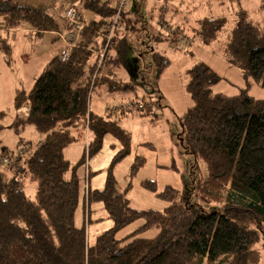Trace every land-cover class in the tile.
Returning a JSON list of instances; mask_svg holds the SVG:
<instances>
[{"label":"trees","instance_id":"obj_1","mask_svg":"<svg viewBox=\"0 0 264 264\" xmlns=\"http://www.w3.org/2000/svg\"><path fill=\"white\" fill-rule=\"evenodd\" d=\"M77 3L79 7L67 5L77 8L84 24L77 44L68 47L65 61L59 53L52 57L30 90L18 91L14 97L16 105L26 102L24 122L43 137L36 143L25 142L20 148L26 149L24 155L20 149L0 148V264H260L264 259V97L254 99L244 90L233 95L214 92L217 72L204 60L193 63L187 69L186 86L191 104L177 117L184 147L197 167L205 164L207 174L198 178L193 194L168 184L158 190L155 180L142 179L139 186L167 205L162 210L132 207L125 193L116 192L111 174L131 146L130 132L121 124L126 113L100 115L89 109V103L92 94L102 90L136 93L137 84L130 83L127 69L129 37L139 31V21L125 10V31L112 39L103 65L97 68L90 49L99 47L93 38L110 22L114 3ZM259 10L264 12V0H259ZM86 11L92 18H84ZM64 12L61 38L70 31ZM1 17L4 29L26 24L40 34L59 27L44 10L13 0H0ZM225 22V16L197 20L190 35L184 34L191 36L184 51L191 53L194 42H213ZM227 35L223 45L227 61L244 80L264 87V24L241 14ZM163 40L180 49V39L172 33L159 42ZM0 45L9 63L10 45L1 37ZM153 59L159 74L171 62L160 51L153 53ZM141 100L136 99L144 104L141 113L152 122L158 120V114L146 107V101L154 98ZM84 133L86 153L70 166L64 151ZM106 135L120 142L121 148L111 161L103 189H90L78 177L77 166L102 146ZM144 160L139 155L132 162L125 192ZM27 181L34 183V195L25 191ZM226 188L228 196L220 207L207 211L201 205L222 200ZM96 204L113 224L91 242L86 225H77L75 216L80 207L83 219L86 215L90 221ZM137 221L131 233L117 238L120 230ZM153 230V237L142 236Z\"/></svg>","mask_w":264,"mask_h":264},{"label":"rangeland","instance_id":"obj_2","mask_svg":"<svg viewBox=\"0 0 264 264\" xmlns=\"http://www.w3.org/2000/svg\"><path fill=\"white\" fill-rule=\"evenodd\" d=\"M126 5L131 16H135L139 21L137 24L139 31L131 34L134 40L129 45L131 52H128L129 69H127L132 75L130 83L137 84L136 93L133 91L125 94L108 93L105 90L98 94L94 92L89 109L96 113H106L107 107L125 101L154 98L146 101L147 104L149 103L146 107L158 114V120L152 122L149 115H143L141 112H126L121 117L122 126L130 132L131 146L128 154L116 162L111 174L114 176L116 192L125 193L132 207L162 210L167 202L139 186L142 179L155 180L158 190L168 184L179 189H187L193 194L198 178L207 174L204 163H200V167L195 165L193 156L184 147L185 141L180 136L181 128L177 116L191 104L186 89L187 69L193 63L204 60L219 75V82L213 86L214 92L233 95L239 90H244L247 96H252L254 99L263 98L264 87L242 78L239 69L227 61L223 53V45L227 34L235 26L241 14L264 24V12L259 10V0H127ZM75 6L79 7V3L76 2ZM51 12L53 11L49 14ZM212 16L226 18L225 25L217 34V38L210 44L200 45L194 42L190 47L192 52L186 53L184 50L191 37L190 29L196 26L197 20L202 17ZM2 20L1 17L0 25ZM160 31L161 35L158 33ZM168 33L180 39V49L174 48L165 40L159 42L162 37L168 36ZM187 33L189 38L184 35ZM154 36H157L156 39L153 38ZM0 37L12 48L9 52L12 65L10 74L5 75V70L0 68V126L2 125L0 148L6 146L12 151H17L25 142L36 143L43 136L32 125L24 122L28 114L27 104L23 102L16 105L14 98H10L11 90L8 89V85L14 83L18 86V91L27 90V85L33 81L34 76L44 70L48 60L54 55L58 43L52 41L53 36L49 33L39 34L26 30L24 33L16 32L13 36L12 31L7 33L2 31L1 27ZM156 51L162 52L171 61L160 74L156 71V61L153 59V53ZM22 53L29 54L30 60L22 61ZM156 100L159 101V107ZM85 141L84 133L80 139L66 147L64 156L70 166L78 164L86 147ZM102 143L96 151L86 154V161L77 166L78 177L85 187L89 183L90 189H103L111 161L116 151L121 148L120 142L111 135H106ZM139 155L145 159L144 166L132 179L131 188L125 192L132 162ZM227 189L222 192V200L209 204L202 202L201 205L207 211L213 207H220L228 196ZM25 191L34 195V183L27 181ZM93 209L96 210L91 211L90 221H87L86 215L83 219L80 207L76 210L75 216L77 225H86L91 242L98 232L108 229L113 224L102 208L95 206ZM138 224L139 221L123 228L118 232L117 238L131 233ZM154 234V230L146 231L142 236L149 238ZM260 264H264V259Z\"/></svg>","mask_w":264,"mask_h":264},{"label":"built area","instance_id":"obj_3","mask_svg":"<svg viewBox=\"0 0 264 264\" xmlns=\"http://www.w3.org/2000/svg\"><path fill=\"white\" fill-rule=\"evenodd\" d=\"M101 1H109V0H101ZM114 3V10L111 14L110 22L103 28L99 34L93 38V41L97 42L98 48H91V52H93V58L96 61V67L99 68L103 64V60L106 57L107 50L111 44L112 39L118 35L122 34L125 31L123 15L126 10L127 0H110ZM64 17L68 20V25L70 27V31H68L65 36H63L64 42H66L67 46L64 49H61L60 59L65 61L68 57V47L74 46L77 44V39L79 33L82 31L84 24L81 21L80 14L77 8L73 6H67L64 12ZM144 109V104L141 101H125L119 104L114 105L113 107H108L106 110L110 115H118L122 112H131L137 113L141 112ZM85 127L87 128L88 119L85 120ZM26 149H20V154L24 155Z\"/></svg>","mask_w":264,"mask_h":264},{"label":"crops","instance_id":"obj_4","mask_svg":"<svg viewBox=\"0 0 264 264\" xmlns=\"http://www.w3.org/2000/svg\"><path fill=\"white\" fill-rule=\"evenodd\" d=\"M13 1H15L17 3H21V4H23L25 6H28V7L31 6V7L40 9V10H44L48 14H49L50 11H53V12L50 13V15L52 17H54V19L59 24L58 29H54V30H51V31L50 30H47V31H44L41 34L49 33L50 35L53 36V37H51L52 41H55V42L58 43V47L56 48V51H55V53H54V55L52 57H54L57 53H59V51L61 49L66 48V42H64L63 41V38H61V35L65 32L64 31L65 30V28H64L65 27V20L63 19V12H64V9H65L64 7H66L69 4H75L79 0H13ZM61 3H63V4L60 6ZM128 15L131 16L130 13H128ZM83 16H84L85 19H87V18H92L93 14L90 13V12H88V11H86V12L83 13ZM131 17H133V16H131ZM0 27H1V30L2 31H6L7 33L9 31H12V35L13 36L15 35L16 32L17 33H20V32L21 33L22 32L24 33V32H26V30L29 31V32L35 31L32 27H30V26H28L26 24L20 25V27L8 28V29H4L1 25H0ZM57 39H58V41H56ZM129 40H130V43H131V41H133L134 39L130 36L129 37ZM11 49L12 48L10 47V51H11ZM21 55H22V61H26V60L29 61L30 60L29 54L22 53ZM11 66H12L11 65V61H9V63L7 62L6 56L4 55V53H3L2 49H1V45H0V68H2L3 70H5V75L6 74H10V70H12L11 69ZM35 78L36 77L34 76V79ZM34 79H33V81H34ZM33 81H31V83L27 85V88H26L27 90L26 91L30 90V87L32 86ZM8 86H9L8 89L11 90V92H10V98L11 97L14 98L13 95H15L18 92V90H19L18 89V86L15 85L14 83H11ZM104 113L103 112H98V114H100V115H103ZM40 140L41 139L37 140L36 142H39ZM95 206H96V208L97 207H99L100 209L102 208L99 204H96ZM95 206L93 208H95ZM93 210H96V209H93Z\"/></svg>","mask_w":264,"mask_h":264}]
</instances>
